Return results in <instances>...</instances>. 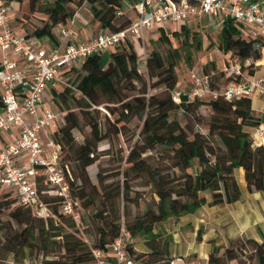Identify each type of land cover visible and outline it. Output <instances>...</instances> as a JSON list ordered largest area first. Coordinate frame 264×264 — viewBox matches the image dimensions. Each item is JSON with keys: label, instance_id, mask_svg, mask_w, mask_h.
<instances>
[{"label": "trees", "instance_id": "1", "mask_svg": "<svg viewBox=\"0 0 264 264\" xmlns=\"http://www.w3.org/2000/svg\"><path fill=\"white\" fill-rule=\"evenodd\" d=\"M14 1L19 6L24 0ZM84 1L91 4L92 15L103 29L115 31L124 28L130 21L126 15H117L122 8L121 0ZM71 4L80 5L81 0H27L31 15L38 12L45 15V18H41L44 22L35 28L34 33L38 36L48 35L54 26L66 24L77 12L78 6L70 9ZM123 16L125 22L116 24V20ZM189 33L188 28L181 26L173 35H184L183 42L193 46V42L188 39ZM194 37L196 34H193ZM167 38L161 32L160 39L168 41ZM194 46H200L198 37ZM262 47L264 40L261 37L245 38L232 19H223L217 48L227 58L237 61L251 73L254 62L261 58ZM179 53L178 48H173L163 57L158 51L152 50L145 64L140 67L132 47L115 46L109 53L84 59L70 84L64 85L54 99L63 114V123L54 132V140L61 148V161L66 168L71 193L84 208L92 207L98 201L100 193L93 180H90L88 169L97 160L94 153L97 143L106 137L99 123L89 117V109L105 104L110 114L117 115L110 125L115 134L121 128L118 123L132 117L142 121V143L128 152L123 183H106L105 176L99 170L93 172L94 178L91 176V179H96L101 189V203L109 201L110 214L115 216L119 213L115 199L122 197L128 200V175L134 173L147 177V185L152 188L157 199L124 225L133 238L143 236L147 251H136L134 242L128 246L130 254L143 264H167L172 257L169 244L171 237L162 236L160 230H155L156 224L169 217L193 214L203 206L233 203L240 198L234 169H243L249 192L260 191L264 194V146L253 145L249 131L261 122L252 109V99L247 96L232 100L219 97L175 103L170 91L177 83L175 67ZM104 54L107 57L102 60ZM152 79L154 82L148 86ZM136 83L140 84L137 93L129 95L128 92L136 89ZM150 87L163 88L149 93ZM199 108H207L210 113L206 121V133L170 117L172 112L181 110L199 121L200 116L196 114ZM81 117L86 119V125L90 127V136L82 144L75 145L72 131L79 128ZM154 149L160 150L158 153L162 163L170 161L168 166L161 162L160 165H151L147 156H141ZM64 150L72 153L71 157L76 163L75 172L70 170L65 161ZM205 192L209 193V197L205 196ZM0 197V215L10 209L8 215L18 226L16 229L6 228L4 236H0L1 246L14 259L22 260L25 251L30 253L35 248L42 251L45 257L53 255L55 249H60L66 256L64 261L56 256L44 260L43 264H92L91 246L72 233H62L63 225L74 227L75 222L60 212L58 198L43 195V201L54 213V217L44 218L35 216L29 208L15 204L10 192L0 193ZM95 215L101 214L97 212ZM120 227L112 218L100 229L99 240L92 247L108 246ZM200 234L198 231L199 239ZM247 247L250 254L242 260L239 254H243ZM232 260H238L239 264H264V234L261 233V241L239 236L235 241L229 240L228 246L224 248L212 245L206 264H226V261Z\"/></svg>", "mask_w": 264, "mask_h": 264}, {"label": "built area", "instance_id": "2", "mask_svg": "<svg viewBox=\"0 0 264 264\" xmlns=\"http://www.w3.org/2000/svg\"><path fill=\"white\" fill-rule=\"evenodd\" d=\"M15 4L14 0H0V133L13 136L0 143V193H12L15 204L44 218L54 217V213L43 201V195L58 198L60 212L71 217L75 225L80 223L79 201L71 193L61 148L54 140L63 114L57 106H42L47 89L70 84L61 78L62 71L118 45L132 47L141 67L148 55L143 42L146 32L156 25L181 26L207 15L230 18L249 34L248 38L264 40V0H138L132 6L134 16L124 28L104 29L87 40L63 44L70 31L60 24L58 33L63 41L50 46L37 37L14 31L9 12ZM117 15L126 13L119 9ZM20 60L24 63L20 64ZM219 74L220 81L214 82L213 73L189 71L185 86L171 89L173 101L259 97L264 113V75H249L248 70L224 53ZM250 137L253 145L264 146V121L251 128ZM132 242L131 232L122 225L108 246L90 247L92 264H143L130 254L128 246ZM167 264H206V259L172 256Z\"/></svg>", "mask_w": 264, "mask_h": 264}, {"label": "rangeland", "instance_id": "3", "mask_svg": "<svg viewBox=\"0 0 264 264\" xmlns=\"http://www.w3.org/2000/svg\"><path fill=\"white\" fill-rule=\"evenodd\" d=\"M138 0H121L120 9L124 10L126 16L131 17L134 15V10L132 6L137 3ZM77 7V11L82 12V15L89 19V24L92 27L99 22L93 17L91 12V4L88 1L81 0L80 5L71 4L70 9ZM131 6V8L129 7ZM15 20L13 25L25 27V32H31L35 28L42 25L44 22L45 15L38 12L36 15H31L28 6L27 0H24L21 5L17 7V10L14 14ZM125 16L118 18L116 24L125 22ZM205 22V21H203ZM194 23V21H191ZM210 23V22H205ZM223 20L219 23L212 22L206 24L203 27H196L191 25L189 33V42H193V46L185 44L183 42L184 35L178 34L173 35L174 31L180 30L178 25L175 24H163V28H159L157 25L151 31L146 32L144 37V47L146 48L147 53H150L152 50L158 51L163 57H165L169 52H172L173 48L179 49V60L175 67L177 74V83L175 87H182V81H185L188 76V72L192 70L204 71L208 73L214 72L213 81H220V74L217 73V64L220 62L221 53L217 49L218 43V33L222 28ZM240 26V25H239ZM242 27V26H241ZM93 29V27H92ZM163 32L168 38V41L161 40L160 34ZM193 34H196V37L192 38ZM245 38L249 37L247 32H243ZM197 37L200 41V46H194L197 43ZM193 40V41H192ZM139 43L135 46V49L138 50ZM107 53V52H106ZM106 54L101 56V59L106 58ZM76 72L73 73L74 77ZM72 79V78H71ZM219 80V81H218ZM71 80H67L70 83ZM154 82V79L148 82V86ZM75 90V86L72 85ZM140 87L139 83H136L135 90L128 92L129 95H134L137 93L138 88ZM63 86H58L57 89L60 91ZM159 88L150 87L149 93L155 92ZM252 104L256 106V98L252 97ZM110 106V105H109ZM112 106V105H111ZM78 111V109L76 110ZM89 117L94 121L99 123V127L102 130V134H105V138L97 143L96 152L97 160L95 164L88 169V175L92 182L96 184L97 190L100 193L98 195V201L92 207L84 208L81 204L78 207V213L80 216V223L74 227L63 225L62 233H72L77 238L82 239L88 246H92L99 240V231L107 222L113 218L120 224V226L125 225L127 220L134 218L137 215H140L146 208L148 204H152L156 200L152 188L147 185V177L143 175L136 176L134 173L128 175V200L125 201L122 197L115 199V204L119 209V213L115 216L110 214L109 201H104L101 198V189L97 183L96 179H91V176L94 178V173L98 170L103 176H105L106 183H123L124 180V171L127 167L126 159L128 152L134 147L142 143V137L140 135V129L142 121L137 117H132L126 122L118 123V126L121 127L119 132L115 134L114 128L110 125L115 121L117 115L110 114L105 104H101L96 107H91L89 109ZM196 114H199V121H195L193 117L184 114L181 110H176L171 113L170 117L178 119L181 124L192 126L195 130H198L202 133L208 131V126L206 121L210 117V113L207 108H199ZM250 130V129H249ZM1 135L3 133H0ZM74 137L75 145L82 144L86 138L90 136V127L86 125V119H80V126L78 129L72 131ZM159 149H154L147 151L146 154L141 156H147L148 162L151 165H157L161 162V157H159ZM68 158H67V157ZM72 153L64 150V159L69 166L70 170L76 169V163L72 159ZM163 162V161H162ZM160 163L164 166H168L170 161H164ZM159 164V165H160ZM205 196L209 197V193L205 192ZM1 201V197H0ZM11 208V207H10ZM10 209H6L0 215V224L3 225L0 227V236H4L6 228H18L17 224L10 218L8 215ZM100 212V216L95 214ZM204 217V214L195 215L186 214L181 217H169L165 221H162L155 225V230H160L162 236L169 235L171 237L170 244V256H188L194 257L199 255V247L203 244L200 243L202 234L205 232L204 224L201 221L196 220V218ZM198 231L201 232L200 239L197 236ZM237 237L232 239H227L223 241L222 238L216 237L213 238V243L207 250V256L212 248V245L220 246L224 248L228 246L229 240L235 241ZM134 246L137 249L144 248L147 250V247L144 244V239L142 235H138L133 238ZM2 238H0V264H43L44 260L59 257L61 261H64L66 256L64 251L60 249H55L53 255L44 256L42 251H38V248H35L32 252L25 251L24 258L22 260H17L13 258L11 253L6 252V250L1 246ZM195 249V250H194ZM140 252V251H139ZM206 253V252H205ZM250 254V249L247 247L243 254H239V257L242 260H245ZM231 264H239L238 260L226 261Z\"/></svg>", "mask_w": 264, "mask_h": 264}, {"label": "crops", "instance_id": "4", "mask_svg": "<svg viewBox=\"0 0 264 264\" xmlns=\"http://www.w3.org/2000/svg\"><path fill=\"white\" fill-rule=\"evenodd\" d=\"M18 3L14 5V7L9 12V17L13 29L15 32L19 34H24L29 37H37L42 40L45 46L50 45H58L61 44L63 40L60 39L58 29L59 25L54 26L50 34L38 36L34 33V30L31 32H25V27H21L17 25H13V21L15 20L14 14L17 10ZM134 16V15H133ZM132 17V16H131ZM222 19H216L209 15L195 18L193 20L187 21L184 25L186 28L190 30L191 25L203 27L206 24L217 22L219 23ZM194 21V23H191ZM210 23H205V22ZM69 31L70 35L67 40L63 41L62 43L72 42V41H84L89 39L92 35L96 34L97 32L104 30L101 28L100 24L96 23L93 25V29L89 24V19L82 15V12L79 10L75 13V15L66 23L64 24ZM179 26V28L181 27ZM237 26V25H236ZM238 27V26H237ZM239 31L243 34V29L238 27ZM151 31V30H150ZM218 49V48H217ZM221 53L220 62L217 64L218 70L217 73L219 74V69L221 66V62L223 59V52L218 49ZM109 53V52H107ZM20 64L24 62L22 60L19 61ZM80 65L76 64L70 69L64 70L60 73L61 78L63 80H71L72 75ZM214 74V72H212ZM249 75H264V50L261 52V58L255 61L253 65V72L249 73ZM187 79L182 81V87L185 86ZM59 92L58 89L51 90L47 89L43 94V102L42 106L46 107V105L51 104L52 106H56L55 98L57 93ZM256 98V106H253L252 109L256 116L261 118V122L264 121V113L262 112L263 101L259 97ZM1 108V106H0ZM250 131V130H249ZM13 136L3 133L0 134V143L3 140L12 139ZM234 176L240 188V198L233 202V203H223L219 205L213 206H203L199 208L195 213L191 215L204 214V217L196 218V220L203 222L205 232L202 234V238L200 243L202 244L199 249L200 257H203L207 260V250L211 246V241L213 238L220 237L223 241L227 239H232L239 236L251 237L257 241H261V233L264 234V194L260 191H253L249 192L246 187V183L244 180V171L243 169L236 168L234 169ZM136 251L143 252L145 251L144 248L140 250L134 246ZM195 250V249H194ZM147 251V250H146ZM206 252V253H205ZM184 256V255H181Z\"/></svg>", "mask_w": 264, "mask_h": 264}]
</instances>
